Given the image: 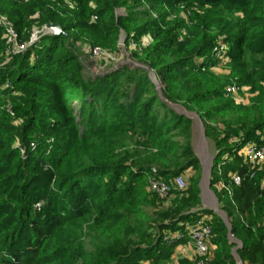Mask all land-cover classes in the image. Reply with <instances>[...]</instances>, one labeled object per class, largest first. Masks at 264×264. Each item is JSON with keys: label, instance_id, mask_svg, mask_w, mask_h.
<instances>
[{"label": "trees", "instance_id": "trees-1", "mask_svg": "<svg viewBox=\"0 0 264 264\" xmlns=\"http://www.w3.org/2000/svg\"><path fill=\"white\" fill-rule=\"evenodd\" d=\"M0 15L19 42L62 30L7 55L0 26V264H195L175 256L188 237L163 236L203 216L211 260L236 264L223 219L201 208L194 121L175 106L214 142L210 184L242 264H264V165L242 153L264 134V0H0ZM122 32L139 65L84 73L78 45L117 52ZM152 168L186 187L159 198Z\"/></svg>", "mask_w": 264, "mask_h": 264}, {"label": "built area", "instance_id": "built-area-1", "mask_svg": "<svg viewBox=\"0 0 264 264\" xmlns=\"http://www.w3.org/2000/svg\"><path fill=\"white\" fill-rule=\"evenodd\" d=\"M0 26L5 31L6 43L8 48L5 50L7 55L12 53H19L26 50V48L33 42L37 41L41 36V33H53V30L44 25V29H41L38 36L37 31H32L28 42H19L17 32L14 29L13 23L9 21L5 16L0 15ZM225 49L224 44L214 46L212 49L215 57L220 56ZM86 54L96 56L99 52L98 47H87ZM239 90V86L236 84L229 85L226 88L228 94H234ZM242 153L245 160L251 165L256 164L264 165V134L261 136V141H247L242 148ZM232 181L235 184L240 183V176L234 174L231 176ZM148 187L159 198L165 199L170 194L172 189L182 190L186 187L185 178L182 175H176L168 180H165L157 175L156 168H152L151 174L148 177ZM264 187V185H263ZM212 228L208 224L206 217H200L194 222L187 225L186 233L176 232L174 234H164L163 240L170 242L172 238L188 237V242L194 250L196 256L195 264H215L210 258V244L209 238L211 237ZM260 264V263H257Z\"/></svg>", "mask_w": 264, "mask_h": 264}, {"label": "rangeland", "instance_id": "rangeland-1", "mask_svg": "<svg viewBox=\"0 0 264 264\" xmlns=\"http://www.w3.org/2000/svg\"><path fill=\"white\" fill-rule=\"evenodd\" d=\"M124 13L123 9L118 10V14ZM6 17V16H5ZM44 29V26L41 28ZM40 28H36L34 31H37L36 34L38 36ZM18 36V34H17ZM19 39V38H18ZM119 50L117 52H110L107 51V49H103L100 46H95L99 48V52L96 56H91L89 54H86L85 51L87 47L79 46L78 50L79 54H82L83 61L85 63L84 73L87 75H103L106 72L110 71L111 69L118 68L121 65H126L130 67H136L139 64L137 61L130 55V52L126 49L124 45V39L119 40ZM133 46V43H131ZM215 72L218 74H226L227 69L223 67V65L219 64L214 68ZM150 73L155 74L154 72L150 71ZM151 76V75H150ZM159 83V82H158ZM160 84V83H159ZM161 85V84H160ZM249 86H243L239 88V92L232 94V97H234L237 103L242 104H251L252 101H250V94L248 93ZM175 108L180 111L181 113L185 112L191 116H193V135H192V146L194 149L195 154L200 160L201 165V178L202 182L200 186V197H201V206H206V208L211 209V207L215 206V193L213 189L211 188V184L209 187H206V175L205 172H207V166L210 165L211 161L213 160L214 155L216 154V149L214 142L207 138L205 136V128L204 124L202 122V119L199 117V115L195 112H189L186 109L181 108L180 106H175ZM204 168V170H203ZM206 169V171H205ZM211 176V173H210ZM210 181V177H209ZM215 195V196H214ZM218 200V199H217ZM218 208L219 207V201H218ZM145 210L148 212L154 211L151 207L145 206ZM212 210V209H211ZM222 210V209H221ZM213 211V210H212ZM214 212V211H213ZM217 214V213H216ZM220 216V215H219ZM221 217V216H220ZM229 239V238H228ZM229 242L234 244L231 247V252L233 254V248L235 246H239L240 248L242 246V243H236L231 242L229 239ZM238 250V249H237ZM238 254V253H237ZM234 258L236 259L235 255L233 254ZM236 260V264H237Z\"/></svg>", "mask_w": 264, "mask_h": 264}, {"label": "water", "instance_id": "water-1", "mask_svg": "<svg viewBox=\"0 0 264 264\" xmlns=\"http://www.w3.org/2000/svg\"><path fill=\"white\" fill-rule=\"evenodd\" d=\"M47 26H48V28L52 29L54 33H60L62 31L61 30V26L58 23H50ZM63 35H66V33L63 32ZM123 39H124V35H123V32H122L121 35H120V40H123ZM150 75H151V78L153 79V81L157 84V88H158L159 92L161 93V85L158 83V80H157L155 74L152 75V73H150ZM183 113H185V112H183ZM185 114L187 116L193 118V116H191V115H189L187 113H185ZM211 166H212V161H211L210 165L207 167L206 187H209V185H210L209 177H210V173H211ZM203 170H204V168H203ZM205 171H206V169H205ZM201 182H202V178H201V180L199 182V185H201ZM211 209L215 213H217L218 215H220L221 218L223 219L224 223L226 224V226L228 228L227 235H228V238L230 239V241L231 242L240 243L239 240H237L236 238L233 237V235L231 233V226H230V223L228 221L227 215H226V213L223 210H221V209L218 208V200H217L216 197H215V206L214 207H211ZM238 247L239 246L237 245V246H235L233 248V254L236 257V260H237L238 264H242V261H241L239 255L237 254Z\"/></svg>", "mask_w": 264, "mask_h": 264}, {"label": "crops", "instance_id": "crops-1", "mask_svg": "<svg viewBox=\"0 0 264 264\" xmlns=\"http://www.w3.org/2000/svg\"><path fill=\"white\" fill-rule=\"evenodd\" d=\"M201 208H206V206H201ZM194 253V250L192 246L187 242L186 244H183L182 246L178 247L175 251V256H184L185 254L187 256H191ZM238 264V263H237Z\"/></svg>", "mask_w": 264, "mask_h": 264}, {"label": "bare ground", "instance_id": "bare-ground-1", "mask_svg": "<svg viewBox=\"0 0 264 264\" xmlns=\"http://www.w3.org/2000/svg\"><path fill=\"white\" fill-rule=\"evenodd\" d=\"M208 167V166H207ZM205 175L207 176V172H205Z\"/></svg>", "mask_w": 264, "mask_h": 264}]
</instances>
